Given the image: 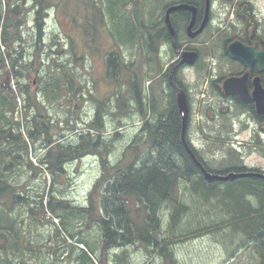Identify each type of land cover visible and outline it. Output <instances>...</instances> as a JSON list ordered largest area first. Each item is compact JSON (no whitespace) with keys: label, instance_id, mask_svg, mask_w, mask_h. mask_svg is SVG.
I'll use <instances>...</instances> for the list:
<instances>
[{"label":"rangeland","instance_id":"obj_1","mask_svg":"<svg viewBox=\"0 0 264 264\" xmlns=\"http://www.w3.org/2000/svg\"><path fill=\"white\" fill-rule=\"evenodd\" d=\"M62 1L47 0V4H44L45 7H50L45 13L47 17L39 40L36 27L38 9L34 7L32 0L26 2L20 0L24 6L26 22L22 26L21 36L16 46L20 51L18 54L23 55L22 63L34 64L26 78L21 79L15 75L11 60L5 56L7 49L1 45L7 71L3 73V77L0 76V79L3 78L2 81L5 83L3 93L11 101V106L7 109L9 112L5 113L13 118L16 124L12 128V135L15 137L20 135L24 138L29 147V155L24 154L22 165L13 167V171L5 172L6 166L2 169L7 182L10 183L8 186L15 192L7 185L0 187L6 190L0 192V224L10 226L13 220L15 221L20 233L21 251L17 255L13 253L10 250V241L3 239L1 248L8 246L9 251L0 250V264H6L9 261L19 264L23 260L24 264H83L81 259L84 253L90 256V264H175L171 260L160 257L158 253L150 255L146 248L139 247L140 245L135 246L133 243L129 247L128 245L116 247L118 250L100 244L103 241L102 228L98 225V221H93L94 217H89L87 212H85L87 215L83 212L85 216L82 218L69 216L66 219L70 224L68 231L63 226V218L57 215L73 212L74 216H77L78 210L88 208L90 192L102 174L101 160L96 156L85 157L78 162L66 164L62 172L55 176L51 175L46 168L40 166V158L48 149L43 146L42 138L39 139V135L34 134L36 124L37 128H40L41 121L54 122V125H58L60 121L59 127L51 126L52 139L66 142V144L71 138L77 140L80 133L97 135V130L87 129L90 123L93 124L99 109L96 100L90 99V95H93L95 99L102 102V111H105V108L109 111H112V108L115 109L110 116L103 111L104 122H106L103 127L105 138L111 140L115 137L114 133L117 131L120 133L115 144L116 152L110 154L109 162L113 165L120 164L125 168L136 160L133 151L136 153V149H139L141 150L139 155L143 158L138 165L141 168L147 165L148 160L156 158L152 153L157 154V149L147 143H141V140L137 145L132 141L142 134L141 128L145 125L144 123H149L150 126L155 125L160 116L166 114L168 106L173 101L170 95L168 96L170 90L166 89L167 84L165 81L161 82L163 78H158L170 61L163 60L160 68L152 67L151 69L147 62L149 54L147 50H144L142 40L136 39L134 50L132 45L120 47V43L118 44L115 40L118 36L121 39L129 38L122 31L127 32L129 27L135 29L131 13L120 7L116 10L118 18L124 22L122 29L121 21L111 22L110 15L106 13L104 23L95 22V31L91 27L87 28V24L82 26L83 23L77 24L72 20L71 14H75L76 5L71 6L72 8L70 7L66 12L53 6L57 2L58 6H61ZM155 1L158 3L160 0ZM242 1L252 2L256 16L264 17V0ZM3 2L5 3L4 0ZM65 2L66 0L63 4ZM164 2L168 3L171 0H163L159 7L153 5V0H132L126 4V8L130 12L138 10L141 18H145L152 26L153 18L159 20ZM225 3L224 0L215 3L212 32L220 26L225 28L229 25L228 22L238 24L235 20L237 14L232 12L233 6ZM32 7L35 9L29 10ZM108 23L115 37L107 35ZM146 30L140 27L137 31L138 35ZM223 40V36H219L217 43ZM182 41L183 47L198 46L186 39ZM73 51L77 52V57ZM116 51L127 66L118 80L108 77L105 59L107 55ZM216 52L219 55L222 53L219 49ZM204 54L203 64L209 58L208 51H204ZM62 66L67 68L70 81H74L75 91L71 92V84L67 76L61 83L60 93H57L59 87L55 79L62 74ZM230 66L227 60L222 61L219 69L224 71V76L230 72L232 68ZM197 70L184 69L179 80L184 82L192 97L190 141L199 149L198 155L204 163L206 161L207 169L212 172H222L244 167L264 172V135L260 134L259 125H254L238 107L230 108L232 111L228 112L227 108L232 104L220 98L217 90H214L213 82L210 81V86L206 85L205 77L216 73ZM1 74L2 70H0ZM135 75L138 77L144 107L148 110L146 116L136 113L137 103L130 88V77ZM60 77L63 78L64 74ZM47 82H53L54 85L47 86ZM71 94L79 99H75ZM115 94L120 99L114 100L113 104L112 97ZM153 100H156L154 109L157 111L151 113L150 109H153L155 102ZM209 104L212 105L213 110L207 109ZM128 113L133 114V117L129 118ZM66 119L72 121L71 128L76 127L74 132L71 128L70 132H65L63 129ZM118 124L124 127L117 129ZM31 133L34 134L33 138L30 137ZM141 137L150 141L147 135L146 137L141 135ZM7 144H3L0 149L4 150ZM150 150H152L151 153ZM124 153H126L125 156H123ZM28 160L35 167L42 169L36 176L29 171L26 165ZM225 184L228 183H222V186L226 187ZM101 207L98 205L95 213L96 220L100 216H106L104 211L102 213ZM159 216L163 218L165 221L163 224L166 225L168 220L164 217H167L168 213L164 215L161 212ZM69 232L74 233L75 238H72ZM85 241L96 248L95 254L88 251ZM179 241L170 248L173 250L176 264H262V258L251 240L243 236L234 239L228 227L202 233L199 236L183 237ZM122 248L124 250H120Z\"/></svg>","mask_w":264,"mask_h":264},{"label":"trees","instance_id":"obj_2","mask_svg":"<svg viewBox=\"0 0 264 264\" xmlns=\"http://www.w3.org/2000/svg\"><path fill=\"white\" fill-rule=\"evenodd\" d=\"M4 1L5 3H2V0H0V70H2L0 76L3 77V73L7 71L5 57H3L1 52V45H4L7 49L5 56L11 60L15 75L24 79L34 66V64L22 63L23 55L18 54L20 51L16 46L21 36L22 26L26 22L24 18V6L20 3V0ZM26 1L24 0V2ZM32 1L34 2V7L38 9L36 11V27L38 28L40 40L47 17L45 13H47L46 11L50 6L48 8L45 7L44 4H47V0ZM63 1L61 2V6H58V2L53 6L58 9L61 8L63 12H66L71 6L76 5L77 10L75 14L69 12L72 15V20L77 24L78 22L83 23L82 26L87 24V28L91 27L95 31V22H105L104 14L108 13L110 15L111 22H120L121 20L116 15V10L119 7L124 10L126 9L133 15L131 20L135 29L129 27L127 32L122 31L129 38L121 39L118 36L117 39L115 38L116 42L120 43V47L132 45L134 50L136 39H140V41L142 40L144 50H149L145 32L149 30L151 24L145 18H141L138 10L130 12L126 8V4L130 1L132 2V0H66L64 4ZM35 8L32 7L29 10ZM157 21L158 19H152L154 29L158 31L160 25H158L159 22ZM110 23L106 25L107 35L113 37L114 35L109 29ZM123 25L124 22L121 21V29ZM140 27L143 30L147 29L143 34H140L141 36L137 32L140 30ZM73 54L77 57V52L73 51ZM105 59L108 77L118 80L127 67L124 61L119 58L118 51L107 55ZM54 63L57 65L56 62ZM61 70L62 74L60 76L64 74V77L58 76L55 79L57 87H59V92L57 93L61 91L60 86L63 80L67 76V80L70 78L67 68L62 66ZM130 79L131 92L134 94V99L137 103L136 113L138 112L146 116L148 110L144 107L138 77L135 75L130 77ZM2 80L0 79V148L3 144L8 143L9 145L7 144L4 150L0 149V187L7 185L9 189H12V187L8 186L10 183L7 182L4 171H13V167L22 165L23 155H29V147L24 138L20 135L15 137L11 133L13 126H16V124H14L13 118L8 117L5 113L10 108L11 101L3 93L5 83ZM70 80L72 92L75 91L76 88L74 89V87L76 85L73 83L74 81ZM53 82H47V86L54 85ZM53 93L55 96V92ZM71 96L75 97V99L77 98L74 94H71ZM112 98L113 104L114 100L119 101L120 99L117 94ZM90 99L96 100L95 102L99 104L96 119L87 128L88 130H97V135L95 136L80 133L77 136V140L76 138H71L67 140L68 144H66V142H60V140L54 141L52 139V125H43L40 128H37V124L35 125L36 132L34 134L37 133L39 135L36 134L38 138H42L43 146L48 149L40 158V166L46 168L51 175L55 176L59 172H62L66 164L78 162L85 157L96 156L101 160L102 174L90 192L88 208L78 210L77 216H74L73 212L57 214L63 218V226L67 231L70 224L67 223L66 219L69 216L82 218L85 216L83 212H87L90 218L94 217L93 221H98L102 232L104 231L103 241L100 244H104L107 248H116L126 245L132 246L133 243L135 246L140 245V247L146 248L150 255L158 253L160 257L171 260L176 264L173 250H170V248L180 242L179 239L194 235L199 236L202 233L228 227L234 239L238 236H243L251 240L262 258V264H264V179L258 177L241 178L234 182H227L228 184H225L226 187L222 186V183L226 182H208L204 178L200 168L194 163L193 151L188 146H185L181 140L182 116L179 114V119H177V109L175 108V103H172V101L165 114L169 115L168 120H164L161 117L153 126H150L149 123H144L145 125L141 129L142 134L132 141L133 144L137 145L139 144L138 141L141 140V143H147L151 147L156 148L157 154L152 153L156 158L148 160L146 162L147 165L145 164L140 168L138 165L143 158L139 155L141 150L136 149V153L133 151L136 160L130 163L129 166L124 168L120 164L113 165L109 162L108 158L112 152H116L117 147L115 144L120 133L119 131L114 133L115 137L111 140L105 138L106 135L103 127L106 122H104L105 115L103 113L106 112L110 116L114 113L112 111L115 109L112 108V111H109L105 108L103 112L101 110L102 102L95 99L93 95H90ZM153 102V109L151 110L149 107L151 113L157 111L154 109L156 100H153ZM128 116L131 118L133 114L128 113ZM71 123L72 121L69 119H66L63 123L65 132H70ZM60 125L59 121L58 125L53 126L56 128ZM118 125L117 129L124 127L122 124ZM261 126L264 129V118L262 119ZM71 129L74 132L76 127L73 126ZM34 134L31 133L30 137L33 138ZM141 135L144 137L146 135L149 136L150 141L144 139ZM151 152L152 150H150ZM125 155L126 153L123 156ZM196 156L200 161L201 158L197 154ZM200 162L205 165L203 160ZM26 165L35 176L42 171L40 167H35L29 160ZM3 166H6L4 171L2 170ZM208 172L222 176H226L229 172L261 173L260 171L244 167H237L222 172H212L211 170ZM3 191L6 190L4 188L0 189L1 193ZM12 191L15 192L13 189ZM96 197L98 198L96 199ZM97 204L102 206V213L104 211L106 214L104 217L100 216L98 220L95 219V213L98 209ZM50 206L54 209L52 204ZM62 209L64 208L62 207ZM161 212L164 215L168 213V216L164 217L168 220L166 225L163 224L165 222L163 218L159 216ZM87 213L85 214L87 215ZM131 218H134V220H131ZM115 226L118 227L115 228ZM16 229L14 220L10 226L0 224V242L3 239L10 241V250L17 255V253H20L21 248L19 242L20 233ZM70 236L75 238L74 233H70ZM86 244L88 251L91 254H95L96 248L88 242ZM8 249V246L1 248L0 244V250L6 251ZM81 261L83 264H90V256L84 253ZM24 263V260L19 262V264ZM6 264L16 263L9 261Z\"/></svg>","mask_w":264,"mask_h":264},{"label":"flooded vegetation","instance_id":"obj_3","mask_svg":"<svg viewBox=\"0 0 264 264\" xmlns=\"http://www.w3.org/2000/svg\"><path fill=\"white\" fill-rule=\"evenodd\" d=\"M161 1L157 3V1L153 0V5L159 7ZM217 1L220 2L221 0H208V3L207 0H171V2L168 3L164 2V7L161 10L159 20L157 21L159 22L158 25H160L159 30L157 31L154 29L152 25L149 30L145 32L146 40L149 46V57L147 58L148 66L151 69H157L160 68L163 60L170 61L158 78H163V81L161 82L164 83L165 81V84L168 86L166 89L170 90L168 96L170 95V98L173 100L172 103H175V108L177 109V119H179L180 113L177 105V91L175 90L174 85L183 89L186 93L190 110V118L185 138L186 143H183L185 146H188L191 151H193L195 159L197 158L196 154H198L199 149L193 146L190 141L191 117L193 111L192 97L190 95V91H188L184 85V82L179 80V76H181L180 74L184 69H198L201 70V72L206 71V73L212 74L215 72L216 74L210 77H205L207 79L206 85L210 86V81L213 82L214 90H217L220 98L232 104L227 108L228 112H231L234 107H238L252 120L254 125L259 123L261 124L262 119L264 118V116H260L258 114L255 102L251 101L250 103H246L238 95L226 96L222 90L223 82L226 79L232 77H242L247 73L249 74V93L251 95L255 89L256 79L260 80V85L264 88V69L260 70V61L256 60L253 63L252 68H249L246 63L234 59L228 53L229 45L234 42H241L247 47H255L258 45L260 50L264 52V17L256 16L252 5L253 3L250 1L224 0L226 5L233 6L232 12L233 14L236 12L237 15L235 20H237L238 24L228 22L229 25L225 26V28L220 26L212 32V23L214 19L213 9L216 6L215 3H217ZM181 5H186L195 11L192 12L188 9L179 10V6ZM175 7L178 9L169 12L170 9ZM193 17L194 25L189 30ZM203 24H205L204 27H202ZM170 26L172 27V30ZM212 33L214 34L212 35ZM219 36H223L224 40L217 43V38ZM183 39H186L191 43L198 44V46L183 47ZM217 49L222 51L220 55L216 52ZM204 51H208L209 55L208 61L206 60L205 64H203L205 60ZM180 52H195L197 54L195 63L192 66L186 64L179 65L183 59ZM171 55L174 57L172 58ZM223 60H227L231 64L230 67H232L230 72L227 73V76H224V71L219 69ZM230 108L232 109L230 110ZM207 109L213 110L212 105L209 104ZM160 117H163L164 120H168L169 115H166L165 118V115L162 114ZM41 123L42 126L54 125V122L51 124H45L41 121ZM200 161H202V158ZM194 163L200 168L196 161Z\"/></svg>","mask_w":264,"mask_h":264},{"label":"water","instance_id":"obj_4","mask_svg":"<svg viewBox=\"0 0 264 264\" xmlns=\"http://www.w3.org/2000/svg\"><path fill=\"white\" fill-rule=\"evenodd\" d=\"M207 3H208V0H207ZM176 9L178 8L176 7L172 8L169 10V12L176 10ZM180 9H188V10H191L192 12L195 11L194 9H191L186 5L179 6V10ZM193 21H194V17L189 26V30L194 25ZM204 25L205 24H203L202 27H204ZM170 28L172 30L171 26ZM172 34H173V31H172ZM228 52L231 55V57L237 60H240L243 63H246L249 68H252L253 63L256 60H258L261 63L260 70L264 69V52L260 50L258 45H256L255 47H247L241 42H234L231 45H229ZM181 55L183 56V59L179 65H184V64L193 65L197 59V54L195 52H181ZM174 86H175V90L177 91V105L179 108V112L182 116V141L186 143L185 138H186V132L188 129V119H189L188 100H187L186 93L184 92V90L181 88H178L176 85ZM222 89L226 96L238 95L246 103H250L251 101L255 102L258 114L260 116H264V88L261 87L259 79L255 80V89L252 95L249 93V74L248 73L242 77H232V78L227 79L223 83ZM197 163L200 166L205 178L208 181H212L214 179L222 180V181H233L241 177H259V178L264 179V175L252 173V172L250 173L247 172L245 174L230 173L226 176L216 175V174L213 175V174L208 173V171L205 168H203L202 164H200L198 161Z\"/></svg>","mask_w":264,"mask_h":264},{"label":"bare ground","instance_id":"obj_5","mask_svg":"<svg viewBox=\"0 0 264 264\" xmlns=\"http://www.w3.org/2000/svg\"><path fill=\"white\" fill-rule=\"evenodd\" d=\"M181 140H182V132H181ZM183 142V141H182ZM195 157V156H194ZM193 157V158H194ZM195 159V158H194ZM197 159V161L200 163V164H202L200 161H199V159L198 158H196ZM196 161V160H195ZM196 161V162H197ZM203 163H204V161H203ZM198 164V163H197ZM205 164V163H204ZM202 167L203 168H205V165H203L202 164ZM251 170V169H250ZM208 171V170H207ZM208 173H210V174H213V173H211V172H208ZM230 173H235V174H245V173H247V172H243V173H237V172H229L228 174H230ZM255 173V172H254ZM203 174V173H202ZM227 174V175H228ZM257 174H261V175H263L262 173H257ZM213 175H215V174H213ZM203 176H204V174H203ZM204 178H205V176H204ZM241 178H246V177H241ZM241 178H237V179H235V180H233V181H222V180H217V179H214V180H212V181H208L206 178V180L208 181V182H214V181H220V182H234V181H236V180H238V179H241ZM259 178V177H258ZM104 232V231H103ZM126 245V244H125Z\"/></svg>","mask_w":264,"mask_h":264}]
</instances>
